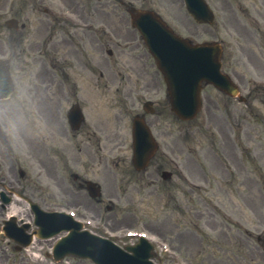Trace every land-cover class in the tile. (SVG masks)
<instances>
[{
	"label": "rangeland",
	"instance_id": "374dc122",
	"mask_svg": "<svg viewBox=\"0 0 264 264\" xmlns=\"http://www.w3.org/2000/svg\"><path fill=\"white\" fill-rule=\"evenodd\" d=\"M187 21L193 29L185 33L211 38V28ZM243 87L245 94L253 88L259 93L255 99L251 95L248 105L204 87L203 108L193 121L182 122L170 113L154 117L153 131L163 151L158 157L166 167L177 165L165 185L131 175L130 124L121 129L124 141L115 154V173L99 179L104 202L111 197L116 210H100L129 223L131 231L167 242L174 258L165 257L159 264H247L250 258L252 264H264L263 252L254 245L255 236H264V90L254 84ZM168 157L174 163H166ZM30 248L39 258L16 264L47 261L42 258L47 243ZM68 263L92 264L79 258Z\"/></svg>",
	"mask_w": 264,
	"mask_h": 264
},
{
	"label": "water",
	"instance_id": "95a60500",
	"mask_svg": "<svg viewBox=\"0 0 264 264\" xmlns=\"http://www.w3.org/2000/svg\"><path fill=\"white\" fill-rule=\"evenodd\" d=\"M184 116H190L193 114V109L188 114L181 111ZM73 245V246H72ZM79 252L82 255L90 256L98 264H149L146 260V256H141L140 251L144 250V245H141L140 250L134 247L129 249L134 252L133 255L123 253L121 250L113 246L107 241H102L88 234H82L75 240V236L72 234L65 238H62L57 248L61 253L65 252ZM146 251V250H145Z\"/></svg>",
	"mask_w": 264,
	"mask_h": 264
},
{
	"label": "flooded vegetation",
	"instance_id": "af4514ba",
	"mask_svg": "<svg viewBox=\"0 0 264 264\" xmlns=\"http://www.w3.org/2000/svg\"><path fill=\"white\" fill-rule=\"evenodd\" d=\"M261 3V9L263 10V14H264V0H259Z\"/></svg>",
	"mask_w": 264,
	"mask_h": 264
}]
</instances>
